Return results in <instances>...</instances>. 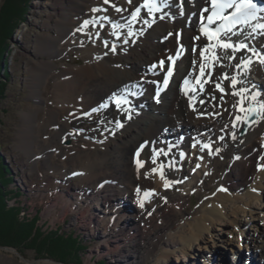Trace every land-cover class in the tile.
I'll return each mask as SVG.
<instances>
[{
  "label": "bare ground",
  "instance_id": "obj_1",
  "mask_svg": "<svg viewBox=\"0 0 264 264\" xmlns=\"http://www.w3.org/2000/svg\"><path fill=\"white\" fill-rule=\"evenodd\" d=\"M145 1L155 3L159 10L149 13L142 6ZM45 3L55 12L51 20L54 33L41 36L38 42L39 50L48 58L40 61L44 74L34 72L31 84L37 99L52 104L46 113L47 122L56 127L51 143L69 138L71 144L64 152L53 148L58 152H48L43 161L59 155L57 166L65 171L68 166L70 173L81 174L84 181L95 184L69 194L65 212H76L79 217L90 214L93 231L102 237L96 248L107 251L111 243V249L120 254L124 250L120 259L130 263L141 256L144 260L151 258L157 251L164 261L172 255L186 256L195 244L213 252L219 240L221 246L228 248L233 236L227 238L225 234L231 231L238 240H247L241 220L250 217L247 220L255 222L256 213L264 211V115L244 136L239 131L246 114L241 109H247L252 102L264 103V63L260 62L264 57V31L244 30L231 35L234 44L245 43L248 48L236 52L230 60L219 49L220 60L205 69L203 88L197 86L193 93L184 96L180 84L194 78L201 64H207L201 52L212 41L201 29L211 8L210 0ZM138 8L139 14L133 20ZM86 20L90 23L82 28ZM88 36L93 43L82 45ZM184 46L187 54L171 66L170 57ZM70 50L80 52L83 62L59 65L52 59ZM209 54L210 51L205 52L206 56ZM231 54L227 50V55ZM249 58L251 63L245 68L241 61ZM162 59H166L163 67L159 64ZM170 67L171 84L155 100L159 80ZM225 75L228 79H224ZM233 76L238 81L235 87L231 84ZM48 79L52 83L46 98L40 86ZM241 89H247L243 102L241 96L233 94ZM115 97H122L127 103L117 107ZM27 115L34 120L38 111L33 108ZM28 141L26 147L33 148L37 136ZM205 144L209 147L205 148ZM137 151L143 162L139 168ZM157 152L161 154L156 155ZM83 157L87 159L80 167ZM56 164L53 162L51 168ZM165 182L170 187L165 188ZM245 184L250 186L243 190ZM147 191L153 194L145 198ZM194 193L201 196V206L187 217L184 213L191 206ZM127 202H131L128 207ZM158 207L175 221L168 220L155 236L146 237L148 246L143 245L142 252L127 249L130 242L131 246L139 237L145 238L144 229L140 234L131 232L136 228L132 218L149 224ZM130 208L134 209L133 214H128ZM257 247L260 250L264 246ZM190 258L196 257L193 254ZM207 259L202 263L208 264ZM185 261L176 258L177 263Z\"/></svg>",
  "mask_w": 264,
  "mask_h": 264
},
{
  "label": "rangeland",
  "instance_id": "obj_2",
  "mask_svg": "<svg viewBox=\"0 0 264 264\" xmlns=\"http://www.w3.org/2000/svg\"><path fill=\"white\" fill-rule=\"evenodd\" d=\"M46 1L48 0H31L28 3L25 20L19 22L12 39L7 43L8 50L5 61L7 72L2 73L4 76H2V81L4 84L7 83V87L0 93V143H3L0 154L5 156L6 163L12 170L13 181L10 187L20 189L22 193L18 202L26 209H22L20 212L21 220L31 221L35 215H38L40 218L38 224L43 231L47 232L61 227L65 232L75 233L76 236H79L84 247L77 262H70L52 258L47 253L41 252L39 254L33 249L25 248L21 251L14 246L2 245L9 246L18 252L0 249V264H182V262H176L178 256L179 259L184 258L187 262L190 261L188 263L185 261L183 264H203L202 260L207 259L205 256L211 257L206 260L209 261L208 264H264V247H261L260 250L257 249V246H264V211L256 213L257 220L255 222H249L247 219L250 217H243L241 220V223L245 225L243 234L245 233V236L248 237L247 240H238L234 231L225 234L227 238L230 234L233 236V244L228 248L221 246L222 242L219 240L217 247L213 248V252L206 249L202 250L199 248L200 246L195 244V248L189 251L186 256L172 255L168 261L166 259V262L157 251L155 256L146 260H144V256L138 257L135 263H130L129 260L122 261L120 257L124 256V250L120 254V251L111 249V243H108L109 249L107 251L96 248L102 243V237L93 231L94 224L89 222L90 214L79 217L76 212H65L64 203L65 199L70 197L69 194H75L76 191L88 186L93 187L95 184L84 181V176L81 174L70 173L71 169H68V166L67 171L57 166L61 161L59 155L50 156L51 161L45 163L43 161V159L48 158V152H58L54 151L53 148H61L64 152L65 148L71 144L69 138L51 143V133L56 127L47 122L46 113L52 104L49 101L44 102L41 98L37 99L35 86L31 84L33 83L31 78L34 72L44 74L40 61L48 58L47 54L39 50L38 42L41 36L45 37L54 33L51 20L55 17V12L45 3ZM2 3L3 0H0V6ZM45 23L51 25L48 26ZM85 39L82 45L86 46L93 43L89 36ZM52 59L59 65H76L83 62V56L76 50H70L64 56ZM51 83V79H48L40 86L43 89V96L46 98H49ZM33 108L38 111V116L34 120L32 116H25ZM60 116L62 119L64 118L63 115ZM167 118L168 121L166 119L165 122L169 123L170 119ZM36 136L37 142L32 145L33 148L26 147L29 145L28 140ZM49 143L50 148H46ZM32 151L35 152L33 155L30 154ZM87 158H81L78 166L81 167ZM53 162L57 163L54 165V169L51 168ZM249 186L250 184H245L243 190ZM192 197L191 206H188L184 213L186 216L188 215L187 217L193 215L195 209L201 206V196L194 193ZM6 200L8 205H15V197H7ZM261 200L264 201V190ZM81 201L83 202V200ZM130 203L127 202V207L130 206ZM54 204L56 205L54 206ZM133 210L130 208L128 214H133ZM154 211L155 218L149 224L147 222L141 224L140 220L134 221L136 220L135 217L132 218L136 228L131 232H139L140 234L144 229L145 238L139 237L138 241L131 246L129 245L131 242L127 243V249L132 248L134 252L139 249L142 252L143 245L148 246V236H155L160 229L167 226L168 213L159 207L157 211ZM252 239L253 241H251ZM238 253L241 255L237 261ZM193 254L195 259L190 258Z\"/></svg>",
  "mask_w": 264,
  "mask_h": 264
},
{
  "label": "trees",
  "instance_id": "obj_3",
  "mask_svg": "<svg viewBox=\"0 0 264 264\" xmlns=\"http://www.w3.org/2000/svg\"><path fill=\"white\" fill-rule=\"evenodd\" d=\"M30 2L31 0H3L0 6V93L7 87V83L2 81L4 72H7V43L12 39L19 22L25 20ZM2 148L3 143H0V149ZM12 179V170L6 163L5 156L0 154V244L14 246L21 251L29 248L39 254L47 253L55 259L77 262L84 247L79 236L65 232L61 227L43 231L38 224V215L31 221L21 220L20 212L26 208L18 202L22 194L20 189L10 187ZM7 197H15V205H8Z\"/></svg>",
  "mask_w": 264,
  "mask_h": 264
},
{
  "label": "snow or ice",
  "instance_id": "obj_4",
  "mask_svg": "<svg viewBox=\"0 0 264 264\" xmlns=\"http://www.w3.org/2000/svg\"><path fill=\"white\" fill-rule=\"evenodd\" d=\"M108 0H105V3H107ZM145 7L148 8L149 13H151L153 10H159L158 6L155 3H148L146 2ZM233 9V11L226 13V10ZM96 11H99V9H96ZM140 9L138 8L136 10V14L133 15V20L136 19V16L139 14ZM205 11H208V9H205ZM264 12V7H261L255 0H211V15L207 17L208 25L215 24L217 21H220V23L217 25L215 29H210L207 26H204L201 30L203 31L204 35L208 37L210 41H214V43L209 44L207 48L201 52V56L204 57V59L207 61V64H201L199 68L200 76H204L206 67L208 69H211L212 62H218L220 60V57L217 56L216 49H220L225 52V58L226 59H233L235 57L236 52L247 49L248 45L244 43H232L231 42V36L229 35H236V32L233 31V29L236 27L237 24L240 25H248L252 32H256L259 30H264V23H260V17L258 16L259 13ZM255 21V23H252ZM89 21H84L82 28H87L89 25ZM114 27H118L117 25H114ZM82 30V29H81ZM251 33H249L250 35ZM129 35H132L131 31H129ZM223 37V38H222ZM127 42V41H125ZM227 50H231V55H227ZM249 51H252L251 49H248ZM113 51H115V47L113 46ZM210 51L211 55L206 56L205 52ZM261 63H264V57H261L260 59ZM161 67H163L164 62L161 61ZM174 63V61H173ZM241 63H243L244 67L247 68V66L251 63V59L248 60H242ZM240 65H237L239 67ZM155 67V66H153ZM172 68L170 67L167 71V75L164 77L162 82V89L167 88L169 84V77L172 75ZM224 79H228L227 75L224 76ZM197 83H199V80H197ZM238 83L236 78L233 76L231 78V84L233 87ZM185 85V92L189 90L190 81L188 79L184 80ZM201 89L203 88V85L201 84ZM217 88L220 89L221 92L224 91L223 88L220 87L219 84L216 85ZM194 91V89H193ZM247 89H241L239 92L233 93L234 95L241 96V102H243V93L246 92ZM193 97H190L192 99ZM256 96H252V100H255ZM117 107H121L122 104L127 103L126 99H123L122 97H115L114 100ZM241 111H247L254 113L257 117H260L261 115H264V103H260L258 108L257 107H249L248 109H241ZM130 118V117H129ZM247 117H245L246 119ZM239 119V117H238ZM122 126V125H121ZM205 148H208L209 145L205 144ZM143 148V146H141ZM161 153L157 152L156 155H160ZM166 155V153H164ZM136 156L139 157V151H137ZM154 162V160H153ZM136 164L139 167H143V162L139 159L136 160ZM163 166H161L162 169ZM153 172H156L157 169H152ZM161 178H164V173L161 170L160 171ZM165 188L170 187V184L168 182H165ZM139 191V189L137 190ZM153 193L151 191H147L144 193V197L148 198ZM143 200L140 202V206L143 207Z\"/></svg>",
  "mask_w": 264,
  "mask_h": 264
},
{
  "label": "water",
  "instance_id": "obj_5",
  "mask_svg": "<svg viewBox=\"0 0 264 264\" xmlns=\"http://www.w3.org/2000/svg\"><path fill=\"white\" fill-rule=\"evenodd\" d=\"M258 104L256 103H252L251 105H249V107H257L258 108ZM248 107V108H249ZM245 117H247L246 119L244 118L243 121V125L241 130L239 131V135L240 136H244L246 133H248V131L255 125V123H257L260 119V117H257L254 113L252 112H246ZM0 249H5V250H13L15 252V249L9 247V246H2L0 245Z\"/></svg>",
  "mask_w": 264,
  "mask_h": 264
}]
</instances>
